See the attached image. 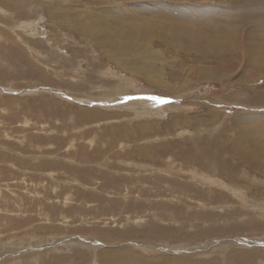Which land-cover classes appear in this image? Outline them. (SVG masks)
<instances>
[{
    "label": "rangeland",
    "instance_id": "1",
    "mask_svg": "<svg viewBox=\"0 0 264 264\" xmlns=\"http://www.w3.org/2000/svg\"><path fill=\"white\" fill-rule=\"evenodd\" d=\"M118 1L126 12L112 11ZM219 1L229 3L0 0V264L17 259L53 264L52 252L67 259L54 264H119L128 244L155 260L164 254L184 255L197 264L217 257L226 264H264V171L248 167L238 151L228 149L229 144L243 146L236 141L252 147L263 142L246 138L245 123L235 118L244 111L264 112V104L252 103L246 88L250 81L240 80L252 66L245 61L231 67L225 60L220 67L219 55L201 54L179 40L185 28H199L176 12L180 4L208 11ZM232 1L226 8L241 17L242 0ZM249 1L251 7L264 8V0ZM236 19V36L256 31L251 17ZM201 28L213 43L220 36ZM165 31L166 39L175 35V46L161 41ZM124 39V51L140 48L122 57L118 51ZM142 48L143 54H156L152 62L142 63L137 56ZM42 70L49 79H41ZM206 71L220 78H205ZM257 78L264 89V75ZM214 104L218 111L213 112ZM85 108L100 114L83 116L79 111ZM193 155L197 159L187 158ZM205 175L220 182L209 185ZM96 223L101 229L137 233L123 242L91 233L95 229L88 226ZM150 227L170 230V239L146 238ZM73 236L82 243L87 236L100 239L83 243L89 259L81 263L79 244L68 243ZM105 249H112L110 262H105ZM238 250L252 258L230 260L229 253Z\"/></svg>",
    "mask_w": 264,
    "mask_h": 264
},
{
    "label": "bare ground",
    "instance_id": "2",
    "mask_svg": "<svg viewBox=\"0 0 264 264\" xmlns=\"http://www.w3.org/2000/svg\"><path fill=\"white\" fill-rule=\"evenodd\" d=\"M117 1V0H115ZM228 2H224V1H219L220 5H212L211 10H205L204 8H201L200 5L196 6L193 5L192 3H188V4H180L179 6V10H176V12L180 11L183 15H185V19L187 20L186 23H190L193 24L195 26H198L199 28L204 27L206 30H204V32H209V31H217L218 33H220V36L217 38V40L213 43V41L210 40V38H208L207 35L203 34V30L199 31L200 29L197 28L195 30L192 29H188L185 28V33H182L181 35H179V40L181 41V39H184L185 41H181L184 43L185 47L190 49H194L197 50L198 52H201V54H205L207 53L208 55L211 54V56H220L219 59H217L219 61V66L222 67L223 62H225V60H228L231 67H236V65L238 63H240V66L242 64H246L247 65H251L252 66V70L250 72L244 73L240 76V80H248L250 81V86L246 87V88H250V92L252 93V103L253 104H258V106H261V104H264V89H262L260 87V85H258V76L260 75H264V8L263 7H251L248 3L250 2L249 0H242L243 2V6L241 8V17H239V14L237 11L231 10V8L227 9L226 6L228 5H232L234 3V1L232 0H227ZM254 1V0H253ZM120 2L118 1L117 4L114 5V8H112L113 10L116 11H122V12H126L127 10V6H123L120 5ZM216 6L218 8H216ZM133 7H135L134 4H132L130 6V8L132 9ZM130 9V10H131ZM218 10V11H217ZM188 12H191L190 14ZM179 13V12H178ZM238 17V19L240 18H252V22L251 25L256 27V31H250L248 30L246 34H243L241 36H236V32L238 31L240 24H236L235 20H237L236 18ZM224 18V19H223ZM223 21V23L221 22V24L223 25H218L220 23V20ZM214 20V23L212 22ZM217 21H219V23L217 24ZM239 21V20H238ZM196 23V24H195ZM22 25V24H21ZM28 25V24H27ZM25 28V27H24ZM202 29V28H201ZM199 31V32H198ZM210 33V32H209ZM8 34V33H7ZM21 34V33H20ZM166 34L167 31L163 32V34L161 35L162 39L161 41H163L164 43L168 44L170 43V45H176V42L174 39H177L175 37V35L173 34V36L170 34V36L167 35V39H166ZM206 36L208 38V42H204V38L202 39L201 37ZM13 38V37H12ZM222 38H224L225 40H223ZM45 39V38H44ZM216 39V38H215ZM104 42L106 43L107 40L106 38L103 39ZM190 41V42H187ZM127 39H124L121 43V46L119 47V54L122 56V54H126L127 52H130L136 48H140V47H129L124 51V45L127 43ZM247 42V43H246ZM104 43V44H105ZM130 43V42H129ZM106 45V44H105ZM167 46V45H166ZM32 47V46H31ZM230 47L234 48L237 50V52L234 53H230ZM24 48V47H23ZM147 49V48H146ZM154 49V48H153ZM143 48L138 50L137 52L140 54H138L137 56L142 57V63L143 62H152V60L155 58V55H148V54H143ZM76 51V50H75ZM152 51V50H151ZM155 51V50H154ZM238 51H241L240 53H238ZM34 52V51H33ZM79 52V51H77ZM135 52V53H137ZM36 53V52H35ZM146 53V52H145ZM78 54V53H77ZM116 54V53H115ZM29 55V54H28ZM23 56V55H22ZM201 56V55H200ZM29 57V56H28ZM123 57V56H122ZM158 57V55H157ZM57 58V57H56ZM118 58V57H117ZM116 58V59H117ZM60 60V58H59ZM125 60V59H124ZM155 61V60H154ZM159 61V60H158ZM213 61V59H212ZM18 62V61H17ZM12 63V62H11ZM122 63V62H121ZM124 63V62H123ZM226 63V62H225ZM228 63V62H227ZM13 64V63H12ZM28 64V70L29 71H34L36 68L33 65V63L31 61H27ZM35 64V63H34ZM141 64V63H139ZM145 64V63H144ZM16 65V64H15ZM20 65V62H19ZM23 65V64H22ZM21 65V66H22ZM201 65V64H200ZM227 65V64H226ZM239 65V64H238ZM148 66V65H147ZM146 66V67H147ZM9 67V66H8ZM23 67V66H22ZM38 67V66H37ZM149 67V66H148ZM35 68V69H34ZM143 68V66H142ZM242 68V67H241ZM137 70H139V68H136ZM238 70V67L236 68ZM16 70V68L14 69ZM221 70V69H220ZM27 71V70H26ZM231 71V70H230ZM242 71V70H241ZM11 72V71H10ZM18 72V71H17ZM220 72V71H219ZM232 72V71H231ZM13 73V72H12ZM19 74V73H18ZM219 73L217 72H212V71H206L205 74L203 75V77L205 78H212V79H219L220 75H218ZM221 74V73H220ZM229 74V73H228ZM11 75V74H10ZM39 75H41V79L47 80L50 78L49 73H46L45 71H41V74L39 73ZM73 78V77H72ZM257 78V79H256ZM187 79V78H186ZM186 82V81H185ZM230 82V81H229ZM228 83V82H227ZM226 85V84H225ZM248 86V85H247ZM244 89L245 94H250L248 93L247 89ZM58 90V89H56ZM236 92V91H235ZM237 93V92H236ZM235 95V94H234ZM45 96V95H43ZM218 96V95H217ZM248 96V95H247ZM246 96V97H247ZM47 97V96H46ZM249 97V96H248ZM66 98V97H65ZM46 100H51L54 101L53 99H56L53 97L52 98H45ZM81 100V99H79ZM214 100V99H213ZM217 100V99H216ZM221 101V100H220ZM216 102V101H214ZM55 104V103H54ZM138 104V103H137ZM144 104V103H142ZM217 104V102H216ZM222 104V103H221ZM225 104V103H223ZM218 105L219 107H223ZM252 104V105H253ZM215 105V104H214ZM172 106V105H171ZM213 106V105H212ZM217 105H215L213 108V112L218 111L219 107ZM251 106V105H250ZM86 107V106H85ZM147 107V106H146ZM225 109V108H224ZM258 109V108H257ZM32 110V109H31ZM264 110V109H263ZM91 112V113H89ZM79 113H81L83 116L86 114H90V116L92 117H96L98 116L99 110L94 109V108H85L82 109V112L79 111ZM93 113V115H91ZM25 115V114H24ZM89 117V115H88ZM84 118V117H83ZM235 118L242 120L245 124L242 125L244 128L242 129L243 132L242 134H246V138L247 137H251L254 136L255 139H260L261 141H263L261 144H254L255 147L249 146V144H242L238 141H236L234 144L235 145H239L241 148L239 147H235V148H230V146L232 144L228 145V149L231 150H236L238 151V155L240 157L239 160L242 163L247 164L248 167H252L253 169H257V170H262L264 171V122H262V120L264 119V112H259V110H251V111H244L242 112L239 116H236ZM234 118V120H235ZM57 121V120H56ZM236 122V121H235ZM242 122V123H243ZM241 126V127H242ZM237 131V130H236ZM239 133H241V131L239 130ZM241 137V136H240ZM239 138V137H238ZM245 138V137H244ZM71 139V138H70ZM91 141V140H90ZM235 141V140H233ZM244 141V140H242ZM245 142V141H244ZM223 143V142H221ZM229 143V142H228ZM224 144V143H223ZM83 145V144H82ZM30 146V145H29ZM224 146V145H223ZM234 146V145H233ZM226 149V148H225ZM100 150V149H99ZM103 150V149H102ZM225 151V150H224ZM47 152V151H46ZM209 152V151H208ZM228 152V151H227ZM187 153V152H186ZM97 154V153H96ZM30 155V154H29ZM94 155V154H93ZM205 155V154H204ZM95 156V155H94ZM187 157V156H186ZM200 157V156H199ZM94 158V157H93ZM189 160H194L197 159V156H192V157H187ZM201 159V158H199ZM198 159V161H199ZM29 160V159H28ZM42 161V160H41ZM213 161V160H212ZM26 162V161H25ZM28 162V161H27ZM26 162V163H27ZM34 162V161H33ZM43 162V161H42ZM36 163H38L36 161ZM200 163V162H198ZM44 164V163H43ZM51 164V163H50ZM211 164V163H210ZM32 165V163H31ZM30 165V166H31ZM42 165V164H41ZM222 168L226 173H232V170L229 166L222 164ZM75 169V168H74ZM189 169V168H188ZM74 171V170H73ZM78 171V170H77ZM195 171V170H194ZM197 171V170H196ZM201 171V169H200ZM260 171V172H262ZM192 172V171H191ZM199 172V171H198ZM49 173V172H48ZM82 173V172H80ZM78 174V173H77ZM36 175V174H35ZM200 175V174H198ZM202 175V174H201ZM240 175V174H239ZM191 177V176H190ZM203 177V176H202ZM196 178V177H194ZM205 178L209 179V181H211L209 183V185L211 183H213V185H218L215 181H219V180H215L212 178H209L208 176H204V180ZM231 178V177H230ZM193 179V178H192ZM206 179V180H207ZM196 181V180H195ZM208 181V182H209ZM184 182V181H183ZM202 182V181H201ZM206 182V181H205ZM204 182V183H205ZM220 182V181H219ZM186 183V182H185ZM201 184V183H200ZM208 184V183H206ZM220 184V183H219ZM189 185V184H188ZM204 185V184H202ZM222 186V185H221ZM234 188V187H232ZM232 188H228V189H232ZM126 190V189H125ZM210 190V189H209ZM99 191V190H98ZM131 191V190H130ZM129 192V191H128ZM186 192V190H185ZM100 194V193H99ZM181 194V193H180ZM103 195V194H101ZM99 196V195H98ZM118 196V195H117ZM202 196V195H201ZM65 197V196H64ZM103 197V196H102ZM101 197V198H102ZM114 197V196H113ZM100 198V199H101ZM116 198V197H115ZM189 198V197H188ZM104 199V198H103ZM102 199V200H103ZM248 201V199H246ZM251 200V199H250ZM65 201V200H64ZM116 201V200H115ZM184 201V200H183ZM202 201V200H201ZM104 202V201H103ZM50 203V202H49ZM116 203V202H115ZM120 203V202H118ZM124 204V203H123ZM161 205V204H160ZM121 206V205H120ZM164 206V205H163ZM53 207V206H52ZM19 208V207H18ZM173 209V208H170ZM109 211V210H108ZM50 212V211H49ZM52 212V211H51ZM171 212V211H170ZM175 213V212H174ZM54 215L56 213H53ZM157 214V213H156ZM162 214V213H161ZM59 215V214H58ZM172 215V213H171ZM174 215V214H173ZM57 216V215H56ZM55 216V217H56ZM131 217V216H130ZM81 218V217H80ZM126 219V218H125ZM81 220V219H80ZM151 220V219H150ZM90 222V221H89ZM125 222V221H124ZM148 222V221H147ZM146 222V223H147ZM70 223V222H69ZM87 223V222H85ZM98 227L96 228L95 227ZM159 225V224H158ZM150 226V225H148ZM79 228V227H77ZM82 228V227H81ZM88 228L90 229H95L93 232L91 233H96L98 232L100 235H107L109 234V237H113V238H119V239H127V238H132L134 237L135 233L132 230H130L131 228H127V230H113V229H109V228H104L101 229L99 228L98 223L93 224L88 226ZM152 227H150V230H146V234H144L143 236H145L146 238H156L155 236H159V237H168V239H170V230H165V229H155L152 230ZM162 228V227H161ZM129 229V230H128ZM136 231V230H135ZM145 231V230H144ZM184 231V230H183ZM174 232V231H173ZM187 232V231H186ZM184 233V232H183ZM125 234V235H124ZM177 234V233H176ZM179 234V233H178ZM188 234V232H187ZM193 234V233H192ZM175 235V234H174ZM81 236V235H80ZM154 236V237H153ZM179 236V235H178ZM181 236V235H180ZM187 236V235H186ZM173 237V236H172ZM176 237V236H175ZM189 237V236H187ZM69 238V237H68ZM79 238V237H78ZM77 237H70L69 240H73V242H68L69 244L73 245H77L79 244V249H78V256L79 258L77 259V262L81 263L80 261L82 260H87L89 259V253L86 252L84 250V247L87 245H84L83 243H91L92 241L95 242L97 241L99 243V240L96 239H92V240H88L90 239L88 236L84 237V241L83 243L80 241H78ZM158 238V237H157ZM178 238V237H177ZM83 239V238H82ZM136 240V239H135ZM151 240V239H150ZM68 241V239H67ZM130 241H134V240H130ZM137 241V240H136ZM143 241V240H142ZM123 242H127V241H123ZM240 242V241H239ZM96 243V242H95ZM104 243V242H103ZM132 243V242H131ZM143 243V242H142ZM242 243V242H241ZM93 244V243H91ZM132 245V244H131ZM131 245H124L125 246V252H124V258L125 260H121L119 262V264H197V262L195 260H192L184 255H173L168 257L167 255H157V259L155 260L154 258H149L146 255L141 256L139 254V252L135 249H133L134 246ZM133 245H140V244H133ZM146 245V243L144 244ZM152 246V245H151ZM166 246V245H165ZM75 246H73L74 248ZM145 250V249H144ZM105 251L108 254L107 260L105 262H110L112 261V249H105ZM148 252V251H147ZM146 252V253H147ZM43 253H39L38 256L41 257V255H43ZM47 254V253H46ZM54 256H53V255ZM51 259L50 260H55V262H64L65 260H67L65 258V256H63L62 254H57L56 252H52ZM57 254V255H56ZM144 254V253H143ZM160 254V253H158ZM230 255V260L237 256L238 258H247L250 259L252 258V254L245 252V251H233L232 253H229ZM34 259L36 257L35 255H31ZM162 256L163 261H158V257ZM236 258V257H235ZM52 260V263L54 264V261ZM35 260H33L32 262H34ZM224 261L223 257H217L216 259L209 261V264H221ZM235 260H233L234 262ZM21 262V264L24 262L22 259H17L15 260L16 264H19ZM37 262V261H36ZM31 263V262H30ZM29 263V264H30ZM199 263V262H198ZM227 261L225 260L223 264H226ZM24 264H26V262H24ZM51 264V261H50Z\"/></svg>",
    "mask_w": 264,
    "mask_h": 264
},
{
    "label": "snow or ice",
    "instance_id": "3",
    "mask_svg": "<svg viewBox=\"0 0 264 264\" xmlns=\"http://www.w3.org/2000/svg\"><path fill=\"white\" fill-rule=\"evenodd\" d=\"M150 99L158 101V103H160V104H165V103H169L170 102L167 99H162V98H159V97H150Z\"/></svg>",
    "mask_w": 264,
    "mask_h": 264
}]
</instances>
